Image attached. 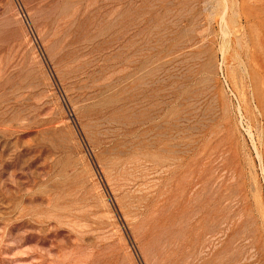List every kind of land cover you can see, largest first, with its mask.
I'll return each instance as SVG.
<instances>
[{"label":"rangeland","instance_id":"374dc122","mask_svg":"<svg viewBox=\"0 0 264 264\" xmlns=\"http://www.w3.org/2000/svg\"><path fill=\"white\" fill-rule=\"evenodd\" d=\"M0 264H264V0H0Z\"/></svg>","mask_w":264,"mask_h":264}]
</instances>
